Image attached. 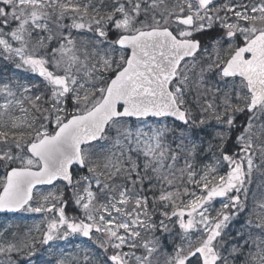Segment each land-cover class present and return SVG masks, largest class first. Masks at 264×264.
I'll use <instances>...</instances> for the list:
<instances>
[{
    "label": "snow or ice",
    "instance_id": "snow-or-ice-1",
    "mask_svg": "<svg viewBox=\"0 0 264 264\" xmlns=\"http://www.w3.org/2000/svg\"><path fill=\"white\" fill-rule=\"evenodd\" d=\"M0 264H264V0H0Z\"/></svg>",
    "mask_w": 264,
    "mask_h": 264
}]
</instances>
